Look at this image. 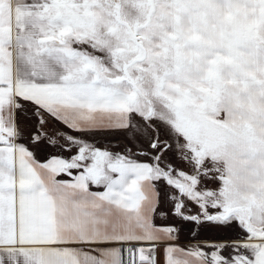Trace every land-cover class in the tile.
Listing matches in <instances>:
<instances>
[{
  "label": "snow or ice",
  "instance_id": "6c2138e0",
  "mask_svg": "<svg viewBox=\"0 0 264 264\" xmlns=\"http://www.w3.org/2000/svg\"><path fill=\"white\" fill-rule=\"evenodd\" d=\"M0 264H264V0H0Z\"/></svg>",
  "mask_w": 264,
  "mask_h": 264
}]
</instances>
